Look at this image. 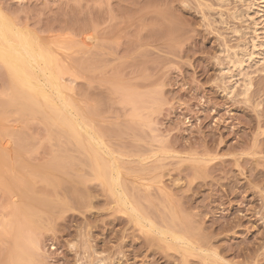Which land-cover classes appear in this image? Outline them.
Segmentation results:
<instances>
[{"label": "rangeland", "instance_id": "rangeland-1", "mask_svg": "<svg viewBox=\"0 0 264 264\" xmlns=\"http://www.w3.org/2000/svg\"><path fill=\"white\" fill-rule=\"evenodd\" d=\"M0 11L71 107L0 61V264H264V0Z\"/></svg>", "mask_w": 264, "mask_h": 264}, {"label": "bare ground", "instance_id": "bare-ground-1", "mask_svg": "<svg viewBox=\"0 0 264 264\" xmlns=\"http://www.w3.org/2000/svg\"><path fill=\"white\" fill-rule=\"evenodd\" d=\"M222 1V0H219ZM224 2V1H223ZM12 36L15 40L12 39ZM254 47V45L252 46ZM51 52V51H50ZM58 57V56H57ZM59 58V57H58ZM58 60V59H57ZM0 61L6 66L9 73L12 76V79L20 88H27L29 91L35 92V94L42 96L43 98H49L48 94L45 92V86L52 88L55 92V95L60 99L61 105L66 110V108L71 109L70 105L67 101L63 98L62 92L60 89V84L58 82V78L49 70V66L51 67L54 64V58L49 53L43 52L39 46L27 35L21 33L10 21H8L0 11ZM1 63V64H2ZM60 63V62H59ZM63 63V62H62ZM232 63V62H231ZM241 64V63H240ZM60 65V64H59ZM64 65V64H63ZM232 65V64H231ZM40 66H42L40 68ZM233 66L237 67V65ZM36 67L42 72L44 79V84L39 86L38 82H35L32 74L30 73L29 69H35ZM234 67V68H235ZM63 68V67H62ZM52 69V68H51ZM65 69V68H64ZM66 70V69H65ZM68 71V70H67ZM64 72V71H61ZM66 72V71H65ZM40 75V74H39ZM12 86V84H11ZM16 87V86H15ZM15 90V89H14ZM23 92V91H22ZM49 92V90H48ZM18 93V92H17ZM20 94V93H19ZM34 94V93H32ZM21 95V94H20ZM26 96V95H25ZM52 96V95H51ZM16 97V96H15ZM37 100V99H36ZM34 101V100H33ZM56 101V99H55ZM58 102V101H57ZM31 104V103H30ZM54 105V104H53ZM60 106V105H59ZM60 106V107H62ZM33 107V106H32ZM59 107V108H60ZM62 108V109H63ZM50 110V109H49ZM61 110V109H60ZM68 113V112H67ZM71 120V119H70ZM70 120H64L70 129L73 130L72 123ZM77 127L80 125L75 122ZM75 125V124H74ZM78 129V128H77ZM92 141L94 137L92 135L89 136ZM91 143V141H90ZM99 143V142H98ZM97 144V142H96ZM80 145V144H79ZM93 145V144H92ZM99 147L100 145L97 144ZM81 148V146L79 147ZM101 148V147H100ZM97 149V148H96ZM80 150V149H79ZM82 150V149H81ZM99 151V150H98ZM1 155V154H0ZM5 159V158H4ZM111 162V161H110ZM94 165V164H93ZM110 165V164H109ZM95 167V165H94ZM110 172V171H109ZM49 175V174H48ZM46 176V175H45ZM111 176V175H110ZM117 176V175H116ZM118 177V176H117ZM108 178V177H107ZM9 179V178H8ZM107 182L111 183V186L115 184L116 180L114 178H108ZM10 180V179H9ZM14 180V179H13ZM107 180V179H106ZM14 182V181H13ZM11 181V183H13ZM118 182V181H117ZM2 185V184H1ZM111 186L109 187L111 190ZM14 187V186H13ZM17 187V185H16ZM5 189V188H4ZM14 189V188H13ZM16 189V188H15ZM18 190V189H16ZM15 190V191H16ZM19 191V190H18ZM117 200V199H116ZM22 206V205H21ZM25 206V204L23 205ZM23 208V207H22ZM18 209V208H17ZM18 215L19 212H17ZM26 208L24 207L23 210ZM124 209V208H123ZM134 210V209H133ZM15 211V210H14ZM21 213V212H20ZM15 214V212H14ZM15 220V219H13ZM21 220V219H20ZM17 222V221H16ZM12 224V223H11ZM20 224V223H16ZM15 224V225H16ZM13 227V226H12ZM19 228L21 225L18 226ZM21 229V228H20ZM7 230V229H6ZM12 231V230H11ZM9 232V231H8ZM18 232V230H17ZM21 232V231H19ZM18 232V234H19ZM13 233V232H11ZM20 235V234H19ZM15 236L13 235V238ZM12 238V239H13ZM16 242V249L17 252H14L15 259L13 260V264H22L21 254H26V245L23 243L24 240L20 236L15 238ZM20 239V240H19ZM22 241V242H21ZM13 243V241H12ZM14 244V245H15ZM188 244V243H187ZM16 254V255H15Z\"/></svg>", "mask_w": 264, "mask_h": 264}]
</instances>
